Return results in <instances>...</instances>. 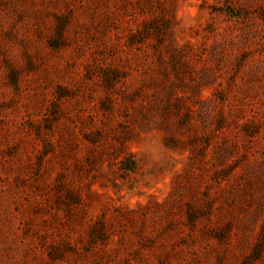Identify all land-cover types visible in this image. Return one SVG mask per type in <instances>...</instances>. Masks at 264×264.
<instances>
[{"label": "rangeland", "instance_id": "1", "mask_svg": "<svg viewBox=\"0 0 264 264\" xmlns=\"http://www.w3.org/2000/svg\"><path fill=\"white\" fill-rule=\"evenodd\" d=\"M0 264H264V0H0Z\"/></svg>", "mask_w": 264, "mask_h": 264}]
</instances>
